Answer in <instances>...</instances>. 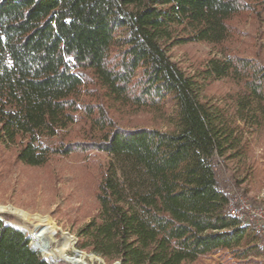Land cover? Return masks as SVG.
<instances>
[{"label":"trees","instance_id":"obj_1","mask_svg":"<svg viewBox=\"0 0 264 264\" xmlns=\"http://www.w3.org/2000/svg\"><path fill=\"white\" fill-rule=\"evenodd\" d=\"M251 12L263 16L264 0H0V143L18 146V160L32 167L55 155L109 157L80 250L109 264L252 250L259 234L230 215L218 165L240 163L249 134L264 126V64L232 54L207 62L203 82L237 87L223 107L203 99L202 81L169 55L187 42L225 45L232 21ZM170 102L173 131L124 127L113 115L163 113ZM79 120L83 137L68 140ZM3 217L0 264H47L32 233Z\"/></svg>","mask_w":264,"mask_h":264},{"label":"rangeland","instance_id":"obj_2","mask_svg":"<svg viewBox=\"0 0 264 264\" xmlns=\"http://www.w3.org/2000/svg\"><path fill=\"white\" fill-rule=\"evenodd\" d=\"M232 25L235 37L223 46L187 42L170 48L169 55L187 75L200 81L207 62L212 58H223L226 54L257 58L264 64V15L260 17L252 12L244 14L235 18ZM201 83L203 99L223 107L232 106L237 87L231 80ZM174 112V103L170 102L163 113L122 109L113 115L124 127L173 131ZM85 125L84 120H79L69 130L67 139L82 138ZM253 131L249 134L251 144L247 156L240 163L220 160L218 174L227 194L236 192L251 203L260 204L264 201V126ZM55 141L51 139L48 143ZM18 151V146L0 143V205H12L27 212L29 218L26 221L8 211L0 212V218L4 219L3 215L11 217L8 223L23 229L31 238L32 233L33 242L35 234L46 224L42 219L48 217L60 229L59 238L66 233L78 243L80 230L99 212L97 193L109 157L98 151L76 153L68 157L55 155L46 165L32 167L18 160ZM52 243L54 245L49 247L48 259L54 264L60 261L67 264H109L91 251L80 250L77 244L73 249H61L55 242ZM250 247L252 250L246 256L220 251L185 264H264L260 236H256ZM46 263L49 264L47 260Z\"/></svg>","mask_w":264,"mask_h":264},{"label":"bare ground","instance_id":"obj_3","mask_svg":"<svg viewBox=\"0 0 264 264\" xmlns=\"http://www.w3.org/2000/svg\"><path fill=\"white\" fill-rule=\"evenodd\" d=\"M7 211L17 214L19 217L26 221L29 218L27 212L20 210L12 205H0V212ZM42 221H44L46 224L40 229L38 233L35 234L33 246L41 253L44 259L48 261L47 258H49V247H53L54 245L52 242H55L61 249L74 248V239L72 236L63 233L62 237L59 238L60 229L54 224V222L48 217L43 218Z\"/></svg>","mask_w":264,"mask_h":264},{"label":"built area","instance_id":"obj_4","mask_svg":"<svg viewBox=\"0 0 264 264\" xmlns=\"http://www.w3.org/2000/svg\"><path fill=\"white\" fill-rule=\"evenodd\" d=\"M228 210L242 225H250L260 236V247L264 249V201L251 203L246 197L232 193L229 195Z\"/></svg>","mask_w":264,"mask_h":264},{"label":"water","instance_id":"obj_5","mask_svg":"<svg viewBox=\"0 0 264 264\" xmlns=\"http://www.w3.org/2000/svg\"><path fill=\"white\" fill-rule=\"evenodd\" d=\"M76 244H77V243H76V242H74V246H75ZM31 246H32V247H34L32 242H31ZM34 248H35V247H34ZM76 253L78 254L79 252H78V251H76ZM43 259H44V258H43ZM44 260H45V259H44ZM45 261H46V260H45ZM117 264H121V263H120V262H118Z\"/></svg>","mask_w":264,"mask_h":264}]
</instances>
